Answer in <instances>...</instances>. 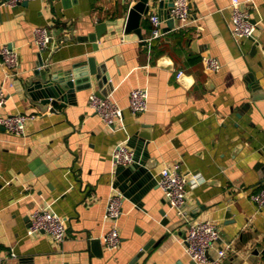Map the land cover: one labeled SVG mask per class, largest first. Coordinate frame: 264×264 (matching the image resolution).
<instances>
[{
  "label": "crops",
  "instance_id": "1",
  "mask_svg": "<svg viewBox=\"0 0 264 264\" xmlns=\"http://www.w3.org/2000/svg\"><path fill=\"white\" fill-rule=\"evenodd\" d=\"M2 1L0 45L19 51L21 67L9 76L0 58L8 93L0 115L39 113L24 135L0 127V246L16 252L4 264H196L181 237L203 219L216 221L221 242L234 241L225 264H264V207L251 197L264 188V0L251 7L255 35L240 41L231 31L232 0H192L195 20L166 21L165 33L152 40L150 15L170 11L171 0H150L142 37L126 30L131 0ZM101 22L107 28L93 41L89 35ZM38 25L53 31V51L33 42ZM72 32L75 38L60 41ZM205 53L220 58L219 70L205 68ZM90 56L109 73L104 88L124 109L116 126L89 106L97 81L46 111L27 97L24 81L41 58L55 69L81 71L86 82ZM139 86L148 88L149 106L135 113L130 92ZM122 140L136 166L121 165L120 179L112 153ZM177 163L189 178L202 179L189 187L185 215L157 181L164 166ZM114 192L124 196L122 244L111 250L102 238L111 227L105 212ZM44 205L67 224L61 242L28 233L32 211Z\"/></svg>",
  "mask_w": 264,
  "mask_h": 264
},
{
  "label": "built area",
  "instance_id": "2",
  "mask_svg": "<svg viewBox=\"0 0 264 264\" xmlns=\"http://www.w3.org/2000/svg\"><path fill=\"white\" fill-rule=\"evenodd\" d=\"M29 0H3L2 5L15 6ZM138 0H131L133 6ZM173 5L169 11L170 17L179 21V26H186L195 19L191 11L192 0H172ZM255 0H232L231 31L236 40L255 35L258 22L253 20L251 11ZM167 17L160 13H152V34L150 39L161 37L164 33V23ZM33 42L41 50L53 51L57 45L53 31L45 25H38L34 28ZM68 34V33H67ZM66 34V35H67ZM0 58L9 70V76L16 75L20 71L21 57L10 43L0 45ZM203 62L208 71H217L221 68L220 58L212 53L203 55ZM184 73L178 71V77ZM8 100L6 84H0V106ZM89 106L98 113L110 126H116L123 117V107L115 101L111 95L101 96L92 92L89 97ZM129 106L135 113L145 112L149 106V90L147 87H135L130 92ZM37 112H18L7 115H0V124L5 129L16 135L26 133V124L29 119L37 117ZM116 165H129L136 161L134 152L129 148L127 141H119L112 153ZM189 173L183 171L179 163L173 167L164 166L157 177L159 186L163 189L171 206L178 214L185 215L187 212V195L189 187L200 182L202 179L196 174L189 178ZM252 200L258 208L264 207V188L253 192ZM124 196L121 192L112 193L107 202L105 218L111 222V227L104 234L102 240L106 248L115 250L122 244V235L119 229V218L123 214ZM47 233L57 242L63 241L68 235V227L65 221L57 215L49 205L37 206L31 213V223L28 228L30 235ZM185 249L196 264H225V259L230 250L233 249L234 241L226 240L221 242L222 233L213 219L193 221L181 237ZM16 256L13 248L10 250L0 246V264H4L8 257Z\"/></svg>",
  "mask_w": 264,
  "mask_h": 264
},
{
  "label": "water",
  "instance_id": "3",
  "mask_svg": "<svg viewBox=\"0 0 264 264\" xmlns=\"http://www.w3.org/2000/svg\"><path fill=\"white\" fill-rule=\"evenodd\" d=\"M150 0H138L133 6L129 9V15L126 24V30L130 31L134 29L137 33H141V22L143 15L147 13L150 9ZM164 1H161L160 4L163 5ZM173 1L171 0L170 6L172 7ZM167 17V21L171 26H174L176 20L170 17L169 11H165L163 14ZM255 21V19L253 18ZM107 28V23L101 22L96 25V29L94 32L90 33L89 37L95 41L103 35ZM75 38V33L72 32L70 35H63L60 37L61 40H68ZM89 64V74L86 82H82L81 80V71H76L74 69L61 70L55 69L51 65V60H44L41 58L37 66L33 68L32 73L26 79L25 88L26 95L33 99L34 103L42 110L46 111L49 106L55 105L58 100H61L62 104H65V101L69 100V97L73 96L77 90H82L85 88H91L94 85V81H97L99 86V90L97 93L101 96H106L109 92L104 88L105 83H107L109 79V73L105 71L103 73V69H99L98 64L96 62V58L94 56H90L87 60ZM82 63H77L74 67L81 66ZM105 70V69H104ZM184 74V73H183ZM183 74L180 76L182 77ZM82 82V83H81ZM254 88L258 90L257 85H254ZM256 92V91H255ZM256 96L259 93H255ZM1 128H5L4 125L0 124ZM136 166V162L131 164V169ZM129 171V170H127ZM119 178H123V173L126 172L125 168L120 165L118 169ZM121 188H123L121 186ZM166 211L163 209L162 213Z\"/></svg>",
  "mask_w": 264,
  "mask_h": 264
}]
</instances>
